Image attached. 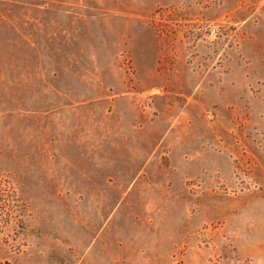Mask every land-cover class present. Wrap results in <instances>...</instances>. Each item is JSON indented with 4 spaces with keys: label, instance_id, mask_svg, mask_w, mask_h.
Wrapping results in <instances>:
<instances>
[{
    "label": "rangeland",
    "instance_id": "rangeland-1",
    "mask_svg": "<svg viewBox=\"0 0 264 264\" xmlns=\"http://www.w3.org/2000/svg\"><path fill=\"white\" fill-rule=\"evenodd\" d=\"M30 1L57 55L0 51V260L264 264V0Z\"/></svg>",
    "mask_w": 264,
    "mask_h": 264
},
{
    "label": "trees",
    "instance_id": "trees-1",
    "mask_svg": "<svg viewBox=\"0 0 264 264\" xmlns=\"http://www.w3.org/2000/svg\"><path fill=\"white\" fill-rule=\"evenodd\" d=\"M41 1L51 2V1H64V0H41ZM35 3L37 2L30 0H0V26L3 27L2 31L5 30L11 33V35L14 37L13 40L12 37L10 39L9 37L7 38V34L5 33H2L0 35V51L3 50L9 44L12 46L10 48L14 49L11 59L8 61L9 63L20 64L21 66H23V64H27V63L34 64L35 62H39V60H41L42 57L49 58V60L53 61V58L56 57L55 53L57 55V51L56 49H54L52 44L53 43L52 41L54 40V37L52 35H46V34L40 35L38 34L37 31H32V36L26 37L27 35H24L22 33L21 25L23 19H21V14L22 15L24 14V12L27 10V7L30 4H35ZM150 27L151 25L147 26L148 29H150ZM82 31L84 33H87L84 25ZM62 39L63 41H65L67 39V36H63ZM39 46H41L40 50L38 49ZM77 53L80 55L82 51H77ZM70 54L71 52L68 53L66 52L64 54V58L68 59L69 57H71L76 59L79 56L76 53L74 55H70ZM53 66L54 67H52V73L57 77L62 72L67 75H71L74 73L70 66L56 64V63H54ZM32 74H35V72H33ZM38 79L41 80L39 76ZM25 82L28 83V80L25 79ZM37 84L39 87H46L45 83L37 82ZM54 89L55 90L57 89V85L54 87ZM0 264H10V262L7 260H0Z\"/></svg>",
    "mask_w": 264,
    "mask_h": 264
}]
</instances>
